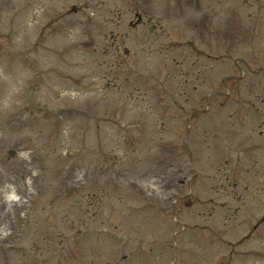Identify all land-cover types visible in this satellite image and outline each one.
Here are the masks:
<instances>
[{"label":"rangeland","instance_id":"rangeland-1","mask_svg":"<svg viewBox=\"0 0 264 264\" xmlns=\"http://www.w3.org/2000/svg\"><path fill=\"white\" fill-rule=\"evenodd\" d=\"M253 2L180 0L174 12L170 0H0V176L11 170L14 180L26 172L32 175L23 205L20 197V204L9 209L15 216L8 226L17 230L13 242L10 237L0 245V264H79L89 252L83 249L92 243H75L73 231L90 228L91 221L94 228L101 227L102 214L108 216L107 230L121 232L122 225L124 233L148 237L149 254L172 247L174 264H264V224L256 230L264 216V71L250 75L264 60V0L257 6ZM32 3L35 11L27 10ZM84 4L93 6L89 11L94 15H83L89 13ZM75 5L81 19L69 22L63 12ZM133 11L154 19L151 26L125 30ZM220 20L234 23L225 37L218 36L224 31L218 29ZM116 29L117 38H112ZM155 37L163 40L152 42ZM233 41L240 47L232 56V49L221 47ZM218 48L221 55L248 60L250 69L230 60L225 66L207 64L203 54ZM171 50L177 60L187 59L186 67L175 70L174 57H166ZM114 59L127 82L121 80L117 90L121 125L101 124L106 131L101 141L107 146L94 138L102 135L97 121L88 113L84 118L81 110L116 120L109 101L92 97L102 91ZM229 74L245 82L223 83ZM107 93L101 96L111 95ZM167 97L166 106H160ZM156 104L151 108L156 115L169 110L176 119L163 138L159 122L147 118V105ZM61 106L69 113L60 116ZM207 106V112L192 119L182 113ZM94 152L105 155L107 165L117 162L115 179L90 172V160L96 170L103 158ZM73 153L77 160H67ZM187 161L193 177L183 183L179 172L187 170ZM230 177L240 186L231 185ZM79 189L75 197L73 191ZM20 207L28 212L26 218L19 216ZM101 238L103 244L94 252L118 254L112 235ZM183 239L191 241L187 246L183 242L184 251L177 246ZM135 244H126L123 252L135 251Z\"/></svg>","mask_w":264,"mask_h":264}]
</instances>
